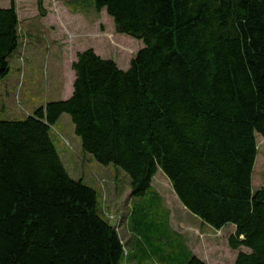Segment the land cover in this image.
Listing matches in <instances>:
<instances>
[{"label":"trees","instance_id":"trees-1","mask_svg":"<svg viewBox=\"0 0 264 264\" xmlns=\"http://www.w3.org/2000/svg\"><path fill=\"white\" fill-rule=\"evenodd\" d=\"M44 17L43 1L36 0ZM143 48L126 71L75 55L72 96L0 121V264H122L119 231L97 193L67 174L50 138L67 114L84 154L143 198L160 172L203 225L235 228L234 264H264V0H91ZM15 0L0 9V79L19 43ZM129 53V50L121 49ZM155 197L159 198L154 192ZM186 264H205L189 254Z\"/></svg>","mask_w":264,"mask_h":264},{"label":"rangeland","instance_id":"rangeland-1","mask_svg":"<svg viewBox=\"0 0 264 264\" xmlns=\"http://www.w3.org/2000/svg\"><path fill=\"white\" fill-rule=\"evenodd\" d=\"M42 1L44 17L36 0H15L19 43L8 60L7 76L0 79V121H21L49 103L65 100L77 53L91 49L126 71L143 48L141 41L118 34L112 19L104 10L96 13L91 0ZM9 7L10 0H0V9ZM50 138L69 177L97 193L102 215L117 227L129 254L124 253L122 264H186L190 253L206 264H234L238 253H248L228 248L235 232L232 225L216 232L185 209L160 172L143 198L131 197L129 178L121 170L102 166L82 152L67 114L51 127ZM256 142L253 192L264 188V138L257 135Z\"/></svg>","mask_w":264,"mask_h":264},{"label":"crops","instance_id":"crops-1","mask_svg":"<svg viewBox=\"0 0 264 264\" xmlns=\"http://www.w3.org/2000/svg\"><path fill=\"white\" fill-rule=\"evenodd\" d=\"M72 92H73V88L71 89V91H70V95H68V97L65 99V100H63V101H66V100H68L71 96H72ZM129 201H131V198L129 199ZM192 254V253H191ZM192 255H194V254H192ZM195 256V255H194ZM199 259V258H198ZM201 260V259H200ZM202 262H204V260H201ZM205 263V262H204ZM206 264V263H205Z\"/></svg>","mask_w":264,"mask_h":264},{"label":"built area","instance_id":"built-area-1","mask_svg":"<svg viewBox=\"0 0 264 264\" xmlns=\"http://www.w3.org/2000/svg\"><path fill=\"white\" fill-rule=\"evenodd\" d=\"M102 213H104V209H103V212ZM106 215V214H105ZM108 216V215H107ZM115 229H116V231H118V229H117V227L115 226Z\"/></svg>","mask_w":264,"mask_h":264}]
</instances>
